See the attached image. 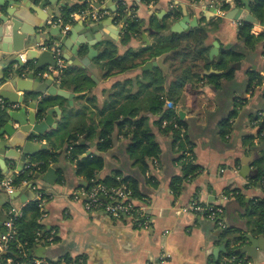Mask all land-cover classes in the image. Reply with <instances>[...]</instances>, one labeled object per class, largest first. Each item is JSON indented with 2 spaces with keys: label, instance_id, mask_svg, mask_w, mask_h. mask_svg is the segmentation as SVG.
Here are the masks:
<instances>
[{
  "label": "crops",
  "instance_id": "crops-1",
  "mask_svg": "<svg viewBox=\"0 0 264 264\" xmlns=\"http://www.w3.org/2000/svg\"><path fill=\"white\" fill-rule=\"evenodd\" d=\"M121 1L145 21L146 29L143 31L147 33L149 42L144 40L142 33L123 39L125 26L121 27L117 20L110 19L120 0H104L102 7L109 14L101 20L80 15L88 3L83 9L80 4H76L70 10L69 21H64L63 9L57 7L56 14L69 25L70 47L73 44L76 46L78 41L82 42L78 55H74L70 47L61 53L74 56V61H80L86 57L89 42L97 54L88 66L73 64L70 59H64L67 79L78 70L83 71L87 79L81 89L72 85L63 87L74 92L73 103L70 104L68 98L61 96L55 98L52 106L59 105L61 108V116L55 113L58 130L52 139L46 137L37 140L44 142L47 149L33 158L49 151L59 152L57 161L51 165L56 168L57 181L54 184L40 182L47 190V196L44 212L39 218L45 228L56 230L58 235L52 243H40L31 251L32 255L53 263L65 261L63 264H148L165 251L170 254L168 264H215L216 261L227 259L225 252L230 245L227 240L243 236V242L235 248L239 251V248L251 245L256 257L241 252L244 258L251 264H264V232L255 228L250 215L252 202L264 198V173L259 180H254L253 176L256 168L264 169V141L257 136L260 121L264 117V46L258 44L250 47L245 39L238 36L239 19L226 17L229 7L224 6L223 0ZM70 2L77 3V0ZM209 2H214V8L205 7ZM176 5L181 15L174 19L168 15ZM24 9L28 20H39L34 10L28 7ZM186 14L188 20L185 24L188 28L172 30L171 26ZM165 20L168 26L160 29ZM199 24L206 25L208 29L205 45L209 57L211 49L215 46L218 48V53L210 57L215 63L223 55L228 58L227 51L241 52L244 56L231 65L235 70L234 76L222 78L219 86L205 78V70L201 79L188 78L179 88L180 95L173 101L174 110L186 123V127H182L185 131L181 133L187 136L188 143L185 146L192 147L191 163L196 165L189 174L184 167L188 162L183 156L185 149H179L173 134L163 131L158 125L159 114L150 110L153 97L160 95L161 98H168L175 87L173 83L179 81V75H176L172 61L168 59L169 53H166L164 59L165 64L169 65L166 72L160 66L143 70L144 63L121 72L114 67L109 75H106V70L114 62L108 58L101 59L100 56L106 43L116 45V57L124 56L127 52L139 51L156 42L158 33L165 36L173 32L187 33ZM251 32L262 34L264 23L260 20L253 23ZM11 68L16 69L17 66L13 64ZM249 70H256L263 77V82L256 85L254 82L252 89L249 88ZM53 75L58 78L56 72ZM17 94L21 95L22 92L18 91ZM42 94L28 96L24 101L27 107L31 100H36ZM112 110H123L128 114L135 111L138 115L132 117L133 120H137L141 114H151L148 116V125L160 144L161 153L149 159V168L142 172L126 150L129 139L123 135L124 127H119L117 120L113 132L114 144L103 152L105 165L96 178L89 181L77 172L76 161L68 157L71 144L69 135L76 127H82L77 142L86 146L84 154L91 155L87 154L88 150L92 154L98 153L97 144L104 120ZM120 116L124 118V115ZM255 116L258 118L253 119ZM154 159L157 160L156 164L153 163ZM6 164L8 171L0 166V178L20 171V158L7 157ZM116 170L122 171L124 176L136 177L144 194L139 198L151 200L149 210L153 223L150 229L136 226L130 216L115 217L100 209L86 208L84 192L89 182H103L104 178L112 176ZM176 178L182 179L179 193L174 191L173 182ZM23 186L26 188L25 184ZM0 198L15 207H24L29 202H22L19 197L11 198L1 190V186ZM193 200L221 205L224 208V226L204 214L184 212L182 206ZM6 210L3 211L2 220ZM228 227L232 231L222 234ZM218 246L225 248L217 252Z\"/></svg>",
  "mask_w": 264,
  "mask_h": 264
},
{
  "label": "trees",
  "instance_id": "trees-1",
  "mask_svg": "<svg viewBox=\"0 0 264 264\" xmlns=\"http://www.w3.org/2000/svg\"><path fill=\"white\" fill-rule=\"evenodd\" d=\"M102 1V0H98ZM149 2L155 0H148ZM199 1V0H190ZM87 1L81 5L83 9ZM128 7L120 0L119 6L116 12L123 17L125 22L124 36L123 39H130L132 36H139L144 29H146L145 21L138 18L133 9H131V14L126 16L125 11ZM71 10V9H70ZM67 8H63L62 16L64 21H69L71 19V12ZM251 11L264 23V0H253L251 2ZM179 6H174L168 16H173L174 19L180 17ZM168 26L166 20L160 25V29H165ZM253 23L244 22L240 24L238 30V36L241 39H245V42L250 47H255L258 44L264 46V32L262 34H254L251 32ZM208 37V29L204 24H199L187 33H175L170 35H163L158 33L156 42L149 44L144 48H141L136 52H127L124 56H117L116 45L113 43H106L105 50L100 56L101 59L108 58L112 63L111 67L106 70V75L112 73L114 67L117 68L118 72L125 71L129 68L136 67L138 65L146 63L150 59H154L163 53H169L168 59L172 61L173 70L176 75H179V81L177 84L173 83L175 87L172 88L168 98H161L160 95H155L152 99L151 111L155 114H159V120H157L158 125L163 131L171 132L174 137L175 143L178 145L179 149L186 150L192 147L186 148V143H188L187 136L182 135L181 127H186V123L177 114V112L166 105L167 100L176 101L180 95V90L184 82L188 78L197 77L201 79L202 73L205 70H209L211 67L216 69H226L229 65H232L243 58V53L236 51H227L229 57L221 56L219 61L215 63L208 55V47L205 45V40ZM129 60V62H127ZM234 68L224 73H211L205 78L219 86V82L222 78H232L234 76ZM65 71L61 75L60 84L62 87L71 86L76 89H81L84 84V80L87 79L86 74L78 70L75 75L70 79L65 77ZM250 84L249 88L252 89L254 82L256 84H261L263 82V77L260 76L258 71L249 70ZM165 107V108H164ZM5 110L0 108V125L4 122L3 115ZM124 115L121 119L120 115ZM138 115L137 112L124 113L123 110H112L104 120L100 140L97 144L99 150L98 153L91 155L82 156L86 150V146L82 142L78 141V133L82 132V127H76L72 133L69 135L70 146L68 148V157L75 160L77 163V172L83 174L89 181L96 178L97 173L104 167L105 159L103 152L110 149L114 144L113 132L116 127V122L119 120V127H124L123 135H125L129 142L127 144L126 150L128 154L134 158V163L139 166L142 172H145L149 168V159L156 158L161 153V147L156 139V136L150 126L148 125V116H141L137 120H133L132 117ZM255 116L253 119H255ZM258 118V117H257ZM166 121L167 124L162 127L163 122ZM174 123H178V127L174 126ZM257 136L264 141V117L260 121V129ZM59 152H45L42 155L31 158V162L36 164L24 167L13 177V184L16 187H21L25 182H30L35 179L37 172H45L49 166H51L58 159ZM184 156V155H183ZM188 162L184 164V167L188 169V173L196 168V165L191 163V159H186ZM264 162V156L262 158ZM259 173L254 180H259L262 178L264 173L263 167L259 168ZM191 174V173H189ZM122 177L118 179V177ZM61 181V180H60ZM104 184L107 186H119L121 184H126L129 187L133 195L137 197H142L144 194L139 188V180L131 175H123L122 171L116 170L112 176H107L103 180ZM174 191L179 193L182 186V179L176 178L173 182ZM92 182H89L87 188L92 186ZM235 191V190H234ZM11 207V202L7 201L3 207H0V229H4L2 225V216L4 214V209ZM42 215L39 203L37 200H30L23 207V215L15 221V226L17 232L12 240L9 242V248L6 252L0 253V262L4 264L7 257H13L15 261H25L24 264H33L29 262L32 258L31 251H33L40 243H45L51 229L45 228L39 222V218ZM250 215L252 216V221L256 229L264 232V198H258L252 202ZM232 231L231 228H226L222 234L226 235L228 232ZM57 239V237H56ZM244 240L243 236H237L236 238L228 239L230 242L228 249L225 254L227 259L224 261H216L215 264H231L229 260L232 256H236L234 263L245 264L247 259L244 255L239 252L235 247L241 244ZM231 244L233 246H231ZM27 255H23V253Z\"/></svg>",
  "mask_w": 264,
  "mask_h": 264
},
{
  "label": "water",
  "instance_id": "water-1",
  "mask_svg": "<svg viewBox=\"0 0 264 264\" xmlns=\"http://www.w3.org/2000/svg\"><path fill=\"white\" fill-rule=\"evenodd\" d=\"M223 1L225 3L224 6L229 7L226 17L239 19L244 22H259L251 11V2L253 0ZM85 2L86 0H77V3H72L70 0H0V95L10 101L18 102L17 107L3 109L5 113L3 115L4 122L0 125V166L5 171H8L7 157L20 158L19 170H21L25 163L29 162L34 155L47 149V145L44 142H37V140L46 137L52 139L56 130H58L55 113L61 116V108L59 105L52 106L55 98L61 96L68 98L70 104L73 103L74 92L61 87L60 82L58 83L56 76L53 75L54 72L46 77L36 74L38 69H44L48 65L54 67L57 65L55 51L50 49L42 50L37 46L43 42H48L60 51L70 47L71 35L69 31L63 32L62 25L53 23L54 18L59 16L56 14V10L57 7L70 10L76 4L82 5ZM25 7L34 10L39 20H28ZM89 17L92 19L91 16ZM110 19L111 21L115 20L114 16H111ZM186 20H188L187 14L171 26L172 30L182 31L188 28L185 24ZM70 32H72L71 28ZM142 37L146 42H149L146 32H142ZM81 44L82 42L78 41L76 46L73 44L70 47L74 55H78ZM88 45L86 57L80 61H74V56L62 53L61 56L63 59H70L73 64L88 66L97 54L92 43L88 42ZM214 53H218L217 46L211 49V58ZM22 55L26 58L25 62L22 59ZM165 57L166 53L157 59L146 62L142 69L146 70L160 66L165 72L168 71L169 65L165 64ZM14 63H18L16 69L11 68ZM23 67L29 68L26 75L21 74ZM231 68V65L224 70L211 67L205 71V74H220L229 71ZM18 91H21L22 94L18 95ZM38 93L43 94L38 96L36 100H31L27 107L24 101L28 99V96H37ZM28 108L32 109L29 110ZM144 115L149 116L151 114H141L140 116ZM87 154H92V151L88 150ZM85 155L83 154V156ZM258 173L259 169L256 168L253 176L256 177ZM11 177L13 178L14 174ZM35 178L39 182L54 184L57 181L56 168L49 166L44 173L37 172ZM36 181L25 182L26 188L22 185L11 192L9 194L10 197L13 199L19 197L22 202L32 199L34 193L31 190V186ZM1 190L4 189L1 187ZM5 202L4 198H0V207ZM251 242L253 244L252 238ZM224 248L225 246H218L217 252L224 250ZM239 251L256 257L253 248L249 244L239 248ZM214 254L216 255V253Z\"/></svg>",
  "mask_w": 264,
  "mask_h": 264
},
{
  "label": "built area",
  "instance_id": "built-area-1",
  "mask_svg": "<svg viewBox=\"0 0 264 264\" xmlns=\"http://www.w3.org/2000/svg\"><path fill=\"white\" fill-rule=\"evenodd\" d=\"M87 1V7L80 11V15L83 17H86L87 15L91 16L94 20H101L105 18L109 11L107 9H104L102 5L104 4V0L97 1V0H86ZM213 1V0H212ZM99 4H98V3ZM217 3V1H216ZM219 3V2H218ZM214 2H209L206 4L205 7H214ZM126 16H129L131 14V10L129 8L125 11ZM113 16L117 22L121 24V27L125 26V22L123 20V17L119 15L118 12L113 13ZM53 23L59 24L63 26V32H67L69 29V25L65 24L63 21V18L58 16L55 17L53 20ZM239 23H243V21L239 20ZM124 32V30H123ZM39 49L46 50L50 49L55 51L56 58H57V65L51 66L48 65L47 69H38L36 70V74L46 77L52 72H56L58 75V78L56 81L60 82V75L64 71L65 63L64 59L61 56V51L56 48L55 46H52L48 42H43L39 45ZM22 59L25 62L26 58L22 55ZM15 66H18V63H14ZM29 71V68L23 67L21 69V74L26 75ZM166 105L171 108H175V104L173 101L168 100L166 102ZM18 106V102L10 101L9 99L4 98L0 95V108L2 109H9L14 108ZM263 114L261 113V116ZM167 124L166 121L163 122V127ZM175 127H178V123H174ZM181 131H185L184 128L181 127ZM184 156L187 159L193 158V152L191 149H186L184 152ZM154 164L157 163V160L154 159ZM35 162H29L26 166L34 165ZM37 179H33L34 182ZM13 178L8 175L3 178H0V186L4 189L5 192L10 194L14 190L20 188L16 187L13 184ZM28 183V182H26ZM25 183V184H26ZM31 190L33 191L34 195L33 198L30 200H37L40 206V209L42 213L44 212L45 202H46V196H47V190L40 184L39 181H36L32 184ZM84 194L86 195L87 201L85 203V206L88 210H103L104 212H107L108 214L115 216V217H122V216H130L133 224L136 226L143 228V229H150L153 223L152 215L150 213L149 207L151 205V200L149 198L143 197L139 198L135 195H133L132 190L127 187L126 184H121L119 186H107L103 182L96 181L92 184L90 188L85 190ZM29 200V201H30ZM182 210L184 212H195V213H201L204 214L207 218L210 220L224 226L222 215L224 213V208L221 205H215V204H204L199 200H193L187 205L182 206ZM23 215V207H15L11 205L10 208H8L5 212V216L2 220V225L4 226V229H0V253L6 252L9 248V242L12 240L17 232L15 221L17 218L21 217ZM56 230L51 229V232L49 233L47 240L45 241V244L52 243L56 240L57 237ZM23 255H27V253H23ZM32 255V253H31ZM169 257L170 254L162 251L156 259H151L148 264H168L169 263ZM236 256H232L229 260L231 261V264H240V263H234ZM4 264H24L25 261H15L13 257H7L4 261ZM29 262H32L33 264H63L66 263L65 261H59L56 263L48 262L42 258L36 257L32 255V258L29 260ZM2 264V262H0ZM245 264H251L250 262L246 261Z\"/></svg>",
  "mask_w": 264,
  "mask_h": 264
},
{
  "label": "rangeland",
  "instance_id": "rangeland-1",
  "mask_svg": "<svg viewBox=\"0 0 264 264\" xmlns=\"http://www.w3.org/2000/svg\"><path fill=\"white\" fill-rule=\"evenodd\" d=\"M153 90H151V92H152Z\"/></svg>",
  "mask_w": 264,
  "mask_h": 264
},
{
  "label": "flooded vegetation",
  "instance_id": "flooded-vegetation-1",
  "mask_svg": "<svg viewBox=\"0 0 264 264\" xmlns=\"http://www.w3.org/2000/svg\"><path fill=\"white\" fill-rule=\"evenodd\" d=\"M214 8V7H213Z\"/></svg>",
  "mask_w": 264,
  "mask_h": 264
}]
</instances>
